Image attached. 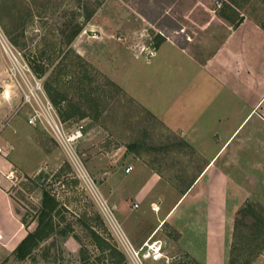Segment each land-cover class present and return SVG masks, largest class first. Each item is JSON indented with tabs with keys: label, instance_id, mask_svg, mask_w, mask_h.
Listing matches in <instances>:
<instances>
[{
	"label": "rangeland",
	"instance_id": "374dc122",
	"mask_svg": "<svg viewBox=\"0 0 264 264\" xmlns=\"http://www.w3.org/2000/svg\"><path fill=\"white\" fill-rule=\"evenodd\" d=\"M220 1L223 3L225 0ZM221 6L216 0H0V31L12 42L16 38L18 42L13 44L22 53L17 61L2 50L0 60L1 93H14L22 99L19 107L7 110V121L2 127L4 153L0 154L12 163L10 170L8 167L4 170L8 174L3 173V176L9 180L16 211L25 221L27 231L36 226L44 188L49 189L64 206V219L33 254L38 263L81 264L80 249L86 246L96 264H115L110 255L97 260L99 251L91 231L96 230L109 237L111 234V239L120 248L119 237L104 208L106 205L113 207L111 189L121 186L126 208L131 211L135 199L132 190L140 187L144 178L138 163L132 162L131 158H153L155 163L169 168L166 170L168 175H175L177 154L176 145H173L178 140L174 136L169 139L161 137L163 130L159 121H152L150 113L138 99L149 95L155 85L163 86L165 82L174 85L175 68L187 62V56L168 44L153 55L154 40L157 35L169 36L194 49L197 55H207L227 30L217 15ZM136 8L138 11L134 14L133 9ZM242 10L264 19V0H249L243 4ZM143 16L146 19L143 20ZM95 20L102 27L99 30L92 27L87 31L84 45L90 56L86 60L93 66L90 72L92 86L103 90L99 99L103 108L94 119L97 111L89 109V106L96 105V101L78 93V81L71 77L79 69L72 65L67 66L63 77L67 81L64 86L68 88V98L60 105H54L61 118L68 110L76 111L69 118L70 126L79 120L86 124L85 136L76 145L78 159L89 175V180H85L66 150L45 126L40 121L29 123V118L34 113L33 104H37L31 90L40 83V87L34 90L35 96L38 95L37 98L45 103L47 98L50 99L45 81L67 51L68 37L80 25L84 27ZM144 27L147 30L143 31ZM104 30H109L108 33H113L114 37L118 33L123 36L120 40L98 39L101 33L107 35ZM143 42L148 47H142L139 52ZM74 54V51L69 54L66 63L76 61ZM51 76L50 79L54 80ZM106 80L113 81L121 89ZM156 94H150L154 98H149L155 105L158 103ZM28 95L31 96L30 102L26 101ZM36 108L41 107L37 105ZM82 112L88 115L82 117ZM131 144L134 147H130ZM151 151H154L152 155ZM130 160L135 168L127 174L125 164ZM125 186L129 190L123 189ZM146 205L143 203L140 208H134V212H142ZM113 212L122 223L120 212L117 209ZM69 225L72 231L62 235V228ZM122 225L132 241L130 233ZM159 234L157 236H161ZM233 244L230 264H264V210L239 213ZM49 245L52 252L44 256L43 249ZM170 246L165 247V252L174 255ZM125 256L127 259L126 253ZM25 262L33 264L30 258Z\"/></svg>",
	"mask_w": 264,
	"mask_h": 264
},
{
	"label": "crops",
	"instance_id": "0c3cea01",
	"mask_svg": "<svg viewBox=\"0 0 264 264\" xmlns=\"http://www.w3.org/2000/svg\"><path fill=\"white\" fill-rule=\"evenodd\" d=\"M248 1L238 0V5L229 0L221 2L217 15L227 30L207 55L199 56L169 36L152 46L155 55L166 44L171 45L187 56V62L176 66L174 85L165 82L163 86L155 85L142 99L134 96L152 121H159L161 137L174 136L178 140L173 145L177 154L174 177L166 173L168 167L155 163L153 158H131L144 176L140 187L132 190L135 199L131 211L126 208L121 186L111 189L113 207L120 212L132 238L129 240L136 247L151 236L160 237L171 245L172 254L189 262L230 264L239 210L248 203L264 206V19L243 12V4ZM133 10L134 14L138 11ZM144 16L143 20L147 18ZM92 27L99 30L102 24L95 20L80 25L79 32L73 37L75 29L68 37L66 48L90 59L84 41ZM104 32L107 35L101 33L98 39L120 40L123 36ZM14 41L18 42L16 38ZM143 43L139 52L148 47ZM2 50L0 45V60ZM153 93H157V105L149 100L154 98L150 95ZM21 101L17 94L0 91L1 146L7 110L19 107ZM131 160L125 164L133 167L129 172L125 170L127 174L135 168ZM11 164L0 154V264H27L13 253L27 230L16 211L9 180L3 176ZM143 203L147 204L144 210L134 212Z\"/></svg>",
	"mask_w": 264,
	"mask_h": 264
},
{
	"label": "trees",
	"instance_id": "16d2710c",
	"mask_svg": "<svg viewBox=\"0 0 264 264\" xmlns=\"http://www.w3.org/2000/svg\"><path fill=\"white\" fill-rule=\"evenodd\" d=\"M234 5H238V0H229ZM228 4L227 2H225ZM221 15H223L220 12ZM237 24V23H236ZM235 24V25H236ZM80 28H77L73 37L79 32ZM72 37V38H73ZM166 39L165 36L157 35L155 38V46L160 45L162 40ZM181 44V43H180ZM72 49H67L64 55L58 60L55 64L54 68L51 71V77L54 76V80L50 79V76L45 81V90L50 97L51 101L54 105H60L62 102L66 101L68 98V88L65 85L67 82L64 80L67 73V66H76L79 71H77L76 75L72 76L71 79H77L76 89L79 94L83 97L89 98V100H95L96 105L89 106V109H95L97 111L96 115H93L94 119H97L99 113L102 110V106L100 105L99 99L103 95V90L101 91L98 87L92 86V77L90 75L93 66L91 63L80 56L79 54H74L76 61L71 64V62L66 63V60L69 57V54L72 52ZM68 64V65H67ZM39 69V68H37ZM70 81V80H68ZM108 84L113 85L117 89H121L117 86L113 81L106 80ZM98 98V100L96 98ZM98 102V103H97ZM72 106L74 104H71ZM75 107V106H74ZM99 112V113H98ZM76 111L68 110L66 114H62L63 120H69V118L75 115ZM86 114L82 112L81 116L84 117ZM59 173V172H57ZM64 210V206L62 202L49 190L44 188L42 192V202L39 212L37 214V223L34 229H28L26 236L19 242L15 250L13 251L17 260L25 262L26 259L30 258L33 260V264H40L36 261L34 257V252L42 245L44 241L49 239L55 232L56 228L60 225L61 221L64 219L62 212ZM264 210V207L261 204L256 203H248L246 206L242 207L238 213L242 212H253L258 213L259 211ZM260 219H263L260 216ZM23 221V219H22ZM238 218L236 219V228H237ZM25 224V221H23ZM26 225V224H25ZM72 231L71 225L62 228V235L68 234ZM92 235L95 239L96 247L99 251L97 255V260H103L107 255H110L112 259H114L115 264H127V259L125 253L118 247V244L113 241V238L110 234L106 236L105 234H101L96 230H92ZM109 234V233H108ZM234 251V244L232 245V254ZM51 246H46L43 249L44 256H48L51 254ZM90 250L86 246H82L80 249V258L81 264H96L95 261L91 260Z\"/></svg>",
	"mask_w": 264,
	"mask_h": 264
},
{
	"label": "built area",
	"instance_id": "2783aa9c",
	"mask_svg": "<svg viewBox=\"0 0 264 264\" xmlns=\"http://www.w3.org/2000/svg\"><path fill=\"white\" fill-rule=\"evenodd\" d=\"M216 2L218 6L222 5L220 0H216ZM0 45L10 58H14L18 61L19 56H22V53L16 49L9 37L1 31ZM39 87L40 83L37 84L36 88L31 90V93L34 95L37 104H33L34 113L32 117L29 118V123H36V121H40L45 126L47 131L52 135V137L63 146V148L68 153L70 161H72L73 165H76L78 170L82 172V177L85 178V180H89V178L87 179L89 175L86 172V167L80 163L81 161L78 159V152L76 149V145L85 136V122L83 120H79L74 125L70 126L69 121L71 120H63L55 109L53 102L49 98L46 97L47 102L45 103L41 102L37 98L38 95L35 96L34 90L38 89ZM30 100L31 96L28 95L26 101L30 102ZM37 105H39L41 108L43 107L44 110L41 111V108H36ZM0 153H4L3 146L1 145ZM132 168L133 167L129 165L125 170L126 172H129L132 170ZM137 205L138 204H136V206ZM113 210L114 207L106 205L104 208V213L106 214L110 225L113 227L119 237L118 241L120 248L124 253H126L128 263L151 264V262H162V264H194L182 256L169 255L166 253L165 247L167 246V242L160 237L151 236L146 239L139 247H136L123 231Z\"/></svg>",
	"mask_w": 264,
	"mask_h": 264
}]
</instances>
